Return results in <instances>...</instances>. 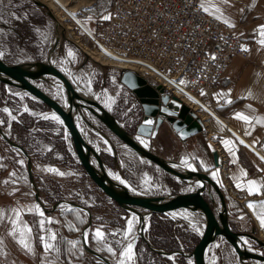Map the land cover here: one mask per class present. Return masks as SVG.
Listing matches in <instances>:
<instances>
[{
    "label": "rangeland",
    "instance_id": "374dc122",
    "mask_svg": "<svg viewBox=\"0 0 264 264\" xmlns=\"http://www.w3.org/2000/svg\"><path fill=\"white\" fill-rule=\"evenodd\" d=\"M17 1L18 0H7L6 2L12 5L13 2L16 3ZM38 1L41 3H45L41 0ZM24 3L26 5L28 4V6L34 5L30 0H24ZM1 9L2 6L0 5V14ZM40 9L45 12V14H47L43 8ZM13 11H16V8L14 6ZM49 11L55 17V19H49V29L51 30L50 43H52L53 40L52 30L55 26L58 37L61 36L68 42H70L72 45H67H71L73 47V49L75 50L73 51L78 57V60L75 61L73 55L69 56L68 54H64L67 62L73 64L71 66L70 64H65V67L57 68L72 80L74 86L76 87V90L85 91V96L95 99L109 113H111L112 115L115 114V116L120 119L121 122L119 123L122 126L125 123H136L137 125H135L137 127L142 119V108L131 91L128 90V88H126L120 81L122 71L119 69V67H117L118 65H120L118 63L119 61L117 60L115 62L116 66L111 64H101L100 62L96 61L79 46L76 40L71 37V34H68V31L64 30L63 26L68 27L67 23L71 21H69L68 19L57 17L51 9H49ZM30 12H33V10L30 9ZM9 19L12 20V22H10L8 25L10 31H7L10 33H6V31L4 30L5 28L1 26L2 23L0 21V52L3 53V55L0 57L6 64H20L22 62H25L26 59L23 58L22 52L20 50L22 49V42L24 43V51H27V49L29 48V42L26 41L28 37L25 36L24 38H22V40L21 38L17 37L12 31L16 27L15 20L12 17H9ZM27 21L28 24L26 25L29 28L28 32H30V34L32 33L33 36L32 38H30L31 43L33 42L32 46L30 47L32 49L36 48L37 54L44 57L43 53H45V50L42 45H45V43H43L45 40L43 36H41L42 33L39 31L34 33L32 30L31 19ZM104 21L106 23L108 20H102L101 22L104 23ZM71 27L74 29L75 36L81 38V43L83 44V46L87 49H93V51L96 52L91 41L86 38L85 35L77 27L74 26V24H72ZM234 27L237 28L236 32H238L240 27ZM4 33L6 36L4 35ZM242 40H244L249 46L248 48L250 53L253 47V41L251 39ZM24 56L26 57V54H24ZM57 64L59 63L57 62ZM126 71H131L137 74L136 71ZM139 76L144 78L147 83L152 85L153 87L159 85L152 77L142 75ZM35 85L49 94L56 101L60 103L65 102V92L55 79L52 80V83L38 81L35 82ZM4 87L5 88L1 89L0 91V96L2 95V99L0 102V120H3L5 123L0 124V128L7 133L9 138L13 142H15L19 139V133L13 132L11 130L13 120H11V117L8 115V113L2 111V109L4 108L9 109L12 115L16 116L17 120L21 119L20 116L22 114H26L28 119L30 117L31 121L34 122L32 123L29 120L32 124H34V126H37L39 124L38 126L41 127V129H37L39 134L36 135L33 134V132H30L26 135H22L21 138L26 143L27 147V149H23L27 153L29 151H31L32 153L28 154L31 158L33 181L39 191L40 201L43 203L44 207L47 210H51L54 204L61 202L60 206H58L54 211H50L48 213L44 212L46 218L50 217L54 221H57L56 223L46 224L45 228L50 229L57 234L58 243L62 242L64 238H66V242H78L77 248L75 249L71 248V245L67 243L66 253L63 255V257L58 259L57 262H60L61 264H68V261L71 260V264H87V258L89 260V257H87L83 252L84 248L81 240L82 234H85V232L83 233V229L88 222V215L82 210L70 207L69 205L65 204V202H73L87 208L91 214V225L89 230L86 231L88 234L86 242L87 245L90 249L106 258L111 264H117V260L119 259V252L123 250V247L128 242H131L134 245L135 256L132 264H181V261L179 260L180 253H178V251L176 250L177 246H180L178 242L177 244H174L175 242L171 243L170 248H172V251L167 252L173 253V255H171L173 259L170 260L168 259L169 256L156 254L150 251L142 242V240L137 237V217L130 213L123 214L120 208L113 205V202L108 199L92 183V181L84 173L83 168L79 167L80 164L77 160L71 140L63 124L58 123L57 121L52 119H44L45 116L51 117L54 113L49 109H46L47 107L45 105H43L30 95L24 94L20 90L10 86L4 85ZM86 87L88 88L87 90ZM79 91L77 92L81 94ZM162 95H165L164 90ZM10 96L14 98H11ZM173 96L176 97L175 94H173ZM181 101L189 108H191V110L200 119V111L194 109L183 99H181ZM25 109H27V111H25ZM2 115L5 117V119H7V122L3 118H1ZM86 118L89 122L88 124L83 122L80 118L77 119L79 130L86 137V140L91 144V146L98 151L100 158L104 163L106 171L110 176L114 177V180L116 182L127 186L133 193L146 196L173 195L194 190L193 186L183 185L179 180L175 178V182H179L177 183L178 187L172 188V186L168 185V183L165 182L166 178L163 171H161L159 168H157L155 165L151 164L144 158L139 157L136 153L124 146L120 141L119 142L122 147H115L116 151H114L113 146H118V144L113 145L110 142L109 138H111L112 140L117 139L109 131H107L106 128H104V126L94 116L88 114ZM136 127L132 130V135H135ZM100 137L103 139H101ZM137 140L139 143H141V141H144V143L141 144L148 150L155 149V143L152 141V139L141 137H139L138 139L137 137ZM63 142L66 145V150L70 152L71 157L67 158L63 155L62 149L60 147ZM13 150L14 148L10 147L3 139H0V158H3L2 160H0V163H3L5 165L4 168H0V189L10 192L14 187H19L25 193L24 201L29 202L32 206L38 204L34 197V190L28 179L26 159L20 151H18L17 149H15L16 151ZM50 151L52 152L50 153L52 155L46 156ZM41 158L43 159V161L41 160ZM53 158H56L58 163H52L51 160ZM21 159L24 160L23 166L17 163V161ZM47 168L58 169L59 171L64 172L65 175L59 176L55 173L47 172L45 171V169ZM13 171H15L18 175L19 171L21 172L20 177L16 176L12 178L17 181V184H3L2 181H4L5 179H9V173ZM218 206L219 203L217 198L215 197L214 207L217 210L219 209ZM70 209L74 210L72 211V215H63L65 212L70 211ZM49 213H51L50 216L47 215ZM174 213H176L177 215L173 216L172 213L163 216L154 214V216L156 215L155 217H152L153 215L146 216L144 227V234L146 239L148 234H152L156 239L159 236L165 235L164 233H166V229L169 225V222L171 221L175 224V226H177V229L179 227H183L187 231H189L192 235L195 236L198 242L203 231V217L186 210H180ZM182 214H187V218H185V215ZM32 217V213H29L28 218ZM33 218H38V215H35V217ZM129 219L133 220V231L129 235L128 240H125L123 233L127 229V222ZM97 228H101L106 234H108L106 236V242L103 245L97 243L93 239L94 230ZM197 228L199 229V231L196 230ZM41 233L42 232H40V234ZM110 233H116V235L113 236L110 235ZM42 234L45 235L47 233ZM242 240L247 250L264 256V252L260 251V248H258L255 242L247 238H242ZM117 241H119V243H117ZM245 241H247L248 243H245ZM107 246L113 247V249L117 253L116 256H112L106 251ZM179 252H182L184 254L191 253L185 252L183 250H180ZM158 256H163L165 257V259H162ZM184 259L186 260L184 261V264H194L192 259H188L186 257H184ZM92 260L94 262L93 264L102 263L95 258ZM213 261H215V264H240L233 249L223 238H217L216 241L211 244L206 251L207 264H213ZM252 264L260 263L255 262Z\"/></svg>",
    "mask_w": 264,
    "mask_h": 264
},
{
    "label": "crops",
    "instance_id": "0c3cea01",
    "mask_svg": "<svg viewBox=\"0 0 264 264\" xmlns=\"http://www.w3.org/2000/svg\"><path fill=\"white\" fill-rule=\"evenodd\" d=\"M6 1L0 0V5L2 6L0 21L5 27L6 33H10L7 32L10 31L8 25L12 22L9 17H12L15 22L31 19L33 32H41V36L45 40L43 42L45 45H42L45 50V53H43L44 57L37 54L36 48L32 49L30 47L33 42L31 43L29 37L26 39L29 42L27 51H24V43L22 42L20 51L23 58H26L25 62H39L51 57V61L56 67H65V64H70L71 66L73 63L67 62L64 55H67L69 51L73 53L75 61L78 60L74 53L75 50L71 46L72 44L65 38L58 37L55 26L52 30L53 40L50 43V17L45 12L34 5H26L24 0L13 2L12 5ZM61 1L79 24L91 34L95 32L98 23L104 20L102 16L108 14L111 5V0ZM200 3L201 0L199 1ZM45 4H49L48 1ZM13 6L16 11H13ZM207 6L211 7V5ZM30 9L33 12H30ZM221 9L224 12V16L220 20L228 19L231 24L240 27L235 34L236 37L253 41V47L248 57L246 59L234 58L224 71L217 88L207 98V106L206 104L205 106L224 125L218 120L206 116L205 112L200 111L204 134L200 133L189 138L191 140L181 141L168 124H164L159 129L155 139H152L155 143V149H150V151L159 155L179 170L197 172L198 169L207 170L206 174L217 186L243 207L245 212L239 216H245L250 233H253L263 241L264 227H261L258 217L264 215V160L261 159V157H264V124L256 121L257 119L264 120V46L259 44V40L264 39V37L259 35L258 28V26L264 25V0H231L230 5L221 6ZM52 11L55 13L54 10ZM72 24L75 25L73 21H71L70 26ZM78 41L81 43L80 40ZM210 47L208 46L206 51H210ZM24 54H26V57ZM52 80L50 77H46L45 82L52 83ZM249 90H251L252 96H248ZM218 93H223L224 95H217ZM228 101L231 102L229 103ZM249 105L252 107L249 108ZM237 113L248 116L251 122L237 119ZM228 130L233 132L234 135ZM109 139L113 145L118 144V146H113L114 151H116L115 147H122L118 140ZM212 139L216 140L228 157L230 166L228 176L229 189H226L222 184L217 169L218 165L214 166L213 154H217V152L213 148ZM224 141L229 143L225 145ZM218 163L219 157L217 154ZM213 173H216V175H213ZM16 176L20 177L21 172L19 171V175L17 174ZM250 181H255V184L250 185ZM250 187L253 189V194L249 193ZM10 193L12 191L8 192L0 189V209H4L10 215V210L13 208L24 209L22 220L33 229L32 236L35 254L27 253L12 237L7 235L11 225L5 222L0 224V238L4 240L3 250L6 254L0 255V264H42V247L36 239V236L40 234L37 221L41 218L35 213H32V216L38 215V218H28L30 212L27 211V208L32 207V205L24 201L25 193L22 189L19 188V191L15 192V194ZM249 203L253 205L252 208L248 207ZM62 243L63 240L62 242H57L61 250L60 253L52 254V257H57V260L63 257ZM57 264L61 263L57 262Z\"/></svg>",
    "mask_w": 264,
    "mask_h": 264
},
{
    "label": "water",
    "instance_id": "95a60500",
    "mask_svg": "<svg viewBox=\"0 0 264 264\" xmlns=\"http://www.w3.org/2000/svg\"><path fill=\"white\" fill-rule=\"evenodd\" d=\"M36 7L43 8L47 15L55 19L47 5L38 0H30ZM45 77L55 79L65 92V102L60 103L45 91L35 85V82L45 81ZM121 83L131 91L142 108V119L136 127L135 135L127 132L123 126L102 107L95 99L79 94L70 78L64 75L51 61V57L39 62H22L20 64H6L0 57V83L16 88L24 94L38 100L52 111L59 119L71 140L77 160L92 183L117 207L133 214L138 219L137 237L152 252L171 256L173 253L156 250L146 239L144 234L145 217L148 215H169L176 211L186 210L201 215L204 219L203 231L193 250L189 254L180 253L192 259L194 264H206V251L217 238H223L233 249L240 264L258 262L264 264V256L250 252L243 244L242 238L252 240L264 250V242L254 234L234 232L229 227L225 197L222 190L206 174L193 170H179L162 157L154 154L138 142L137 137L155 139L159 129L164 125L173 130L181 141L200 134L204 130L202 121L197 115L177 97L163 94L160 85L153 87L141 76L131 72H121ZM94 116L118 141L139 157L155 165L167 175L181 183L194 187L193 191L173 195L146 196L136 194L111 178L104 167L98 151L91 146L86 137L79 130L77 119L88 124L87 115ZM151 120V125L145 122ZM0 136L12 148L20 151L26 159V170L29 182L34 190L36 202L45 213L54 211L61 202L54 204L47 210L39 199V191L33 181L32 162L29 154L18 144L13 142L6 132L0 128ZM214 166L217 164V154H213ZM208 197V200H207ZM215 197L219 209L214 207ZM70 207L82 210L88 215V222L83 233L89 230L91 214L89 210L73 202H65ZM84 250L103 264H111L99 253L90 249L82 234Z\"/></svg>",
    "mask_w": 264,
    "mask_h": 264
},
{
    "label": "built area",
    "instance_id": "2783aa9c",
    "mask_svg": "<svg viewBox=\"0 0 264 264\" xmlns=\"http://www.w3.org/2000/svg\"><path fill=\"white\" fill-rule=\"evenodd\" d=\"M199 1L112 0L108 10L112 18L98 23L94 39L126 58L120 70L152 77L165 95L175 94L181 100L170 84L175 79L206 104L227 66L236 57L246 59L249 51L242 48L249 46L236 37V27L204 12ZM63 28L76 38L71 26ZM84 35L93 44V37L85 31ZM212 145L219 157L222 184L229 189L228 157L216 140L212 139Z\"/></svg>",
    "mask_w": 264,
    "mask_h": 264
},
{
    "label": "snow or ice",
    "instance_id": "6c2138e0",
    "mask_svg": "<svg viewBox=\"0 0 264 264\" xmlns=\"http://www.w3.org/2000/svg\"><path fill=\"white\" fill-rule=\"evenodd\" d=\"M231 0H201L200 3V8L210 14V15H214L216 19L220 20L223 18L224 16V12L221 9V6H228L230 5ZM207 5H211V7L207 6ZM241 11H243V9H241ZM112 18L111 13H108L107 15H103L102 19L104 20H110ZM17 19H19L17 17ZM89 19H91V17H89ZM223 22L225 24H227L229 27H234V24H231L230 21L228 19H224ZM259 28V35L261 37H264V25H260L258 26ZM259 44L264 46V39H260L259 40ZM242 51H249V49L247 48H242ZM3 53L0 52V56H2ZM69 56H72L73 53L71 51H69L68 53ZM211 59L213 61L216 60V56L212 55ZM181 83H184L183 81H181ZM205 93L203 91H201V95H204ZM217 95H224L223 93H218ZM252 92L251 90H249L248 92V96H252ZM229 103L231 101H228ZM249 108H251L252 106L249 105ZM3 112L8 113V115L11 117V120L15 121L16 120V116L12 115V113L9 111V109L4 108L2 109ZM25 111H27V109H25ZM236 118L237 119H241L244 121H250V118L246 115H243L241 113H237L236 114ZM44 119H52L57 121L58 123H62V121H60L59 117L56 115H52L51 117L45 116ZM257 123L260 124H264V120H260L257 119L256 121ZM5 122L3 120H0V124H4ZM146 124L151 125L153 123V121L148 120L145 122ZM250 134V133H248ZM0 139H3V136H0ZM139 139V137H138ZM141 143H144V141H141ZM225 145H227L229 142L228 141H224ZM241 143H243V141H241ZM231 151V149H229ZM13 151H16L15 149ZM3 158H0V160H2ZM262 160H264V157H261ZM17 163L21 166L24 165V160H18ZM5 165L3 163H0V168H4ZM45 171L50 172V173H55L56 175L59 176H64L65 173L59 171L58 169L55 168H47L45 169ZM17 173L15 171L9 173V179H5L4 181H2L3 184L7 185L9 183L16 185L17 181L15 179H12L14 177H16ZM213 175H216V173H213ZM123 182V181H122ZM250 185H254L255 181H250L249 182ZM19 191V187H14L12 190V193L10 194H15V192ZM249 193L253 194V189L250 187L249 188ZM30 194V193H28ZM249 208H252L253 205L251 203H249L248 205ZM24 211L23 208H13L10 210V214L6 213L4 209H0V224L2 223H9L11 225V229L7 232V235L12 237L15 242L22 248L24 249L27 253L29 254H35V248L33 246V236H32V232L33 229L25 222H23L22 220V212ZM27 211L30 213H35L38 214L39 217H41V219H39L37 221L38 227L40 232L42 233H47V235H43V234H38L36 236V239L40 242V245L42 247V254H41V259H42V264H57V257H52L53 253L59 254L60 253V248L57 246L56 241H57V234L53 231H51L50 229H46L45 225L46 224H52V223H56L57 221H54L52 218L45 217V213L43 210H41L40 205L39 204H35L32 207H28ZM70 211H74L72 209H70ZM173 216H176V213L172 214ZM185 215V218H187V214H182ZM261 227H264V215H261L258 217ZM127 229L126 231L123 233L124 235V239L128 240L129 235L132 233L133 231V220L129 219L127 222ZM197 231H199V229H196ZM85 235V242H87V237L88 234L87 232L84 234ZM108 234H106L101 228H97L94 230V234H93V239L103 245L106 242V236ZM110 235H116V233H110ZM69 245H71V248L75 249L77 248V243L76 241H68L67 242ZM117 243H119V241H117ZM245 243H248L247 241H245ZM3 245H4V240L3 238H0V255H5L6 253L3 250ZM100 250V249H97ZM106 251L111 254L112 256H116V251L113 249V247L111 246H107ZM134 245L131 242H128L124 247L123 250L119 252V259L117 260V264H132V262L134 261ZM51 257V258H50ZM168 259H173L172 256H169ZM68 264H71V260L68 261ZM213 264H215V261H213Z\"/></svg>",
    "mask_w": 264,
    "mask_h": 264
},
{
    "label": "trees",
    "instance_id": "16d2710c",
    "mask_svg": "<svg viewBox=\"0 0 264 264\" xmlns=\"http://www.w3.org/2000/svg\"><path fill=\"white\" fill-rule=\"evenodd\" d=\"M28 24V21H22V22H15V25L16 27L12 30L13 33L21 38L23 37H29V38H32V33L30 34V32H28L29 28L27 27ZM3 28L4 25L2 24L1 25ZM5 88L4 87V84L0 83V91L1 89ZM11 98H14L12 96H10ZM1 99H2V95L0 96V102H1ZM48 109V108H46ZM115 116V114H113ZM1 118H3L6 122H7V119H5V117L2 115ZM20 120H15L12 122V126H11V130L13 132H18L19 135V139L16 140L15 142L20 145L22 148L24 149H27L26 147V143L22 140V135H26L30 132H33V134H39L38 133V130L37 129H41V127H39L38 125L37 126H34V122L31 121L30 117L28 119V117L26 116V114H22L20 116ZM115 119L118 121V122H121L120 119H118V117L115 116ZM32 122H30V121ZM136 123H132V124H127L125 123L123 125L124 129L129 132L130 134H133L132 133V130L136 127L135 125ZM105 128V127H104ZM59 146V145H58ZM61 149H62V153L65 157H71V154L68 150H66V145L65 143L63 142L62 145H60ZM29 154H32L31 151L28 152ZM51 151L46 155V156H51L52 154ZM41 160L43 161V159L41 158ZM52 163H58V161L56 160V158H53L52 160ZM80 168H82L80 165H79ZM198 172L200 173H206L207 170H203V169H198ZM85 173V172H84ZM164 176L166 178V181L168 183V185L172 186V188H175V187H178V184L179 182H175L174 178L170 177L169 175L165 174L164 173ZM222 192H223V195L225 197V202H226V207H227V213H228V223H229V226L230 228L235 231V232H246V233H249L251 232L250 231V228L247 227V223H246V218L245 216H242L240 217L239 215L241 213H244L245 210L243 209V207L238 203L236 202L235 200H233L231 197H229V195L222 189ZM113 205L116 206V204L113 203ZM117 207V206H116ZM121 210V209H120ZM123 212V214H129L128 212H125L123 210H121ZM72 211H67L65 212L63 215L65 216H70L72 215ZM48 216L51 215V213L47 214ZM156 216V215H155ZM154 215L152 217H155ZM158 216H163V215H158ZM177 226H175L174 223H172L171 221L169 222V225L166 229V233H164L165 235H162V236H159L157 239L154 238V236L152 234H148L147 235V239L149 241V243L155 247L156 249H159V250H163V251H166V252H171L172 251V248L171 247V243L175 242L174 244H177V242L180 244V246L178 245L176 250L179 252L180 250L182 251H185V252H192L195 244L197 243V239L195 238L194 235H192L189 231H187L185 228L183 227H179L178 229L176 228ZM161 239V240H160ZM66 238L63 239V243H62V249H63V255L66 253V250H67V242H66ZM83 252L84 254L89 257V260L87 258V264H93V260L94 258H92L90 256L89 253H87L84 249H83ZM162 259H165V257L163 256H158ZM179 260L181 261V264H184V261H186L184 259L183 256H181L179 254ZM98 264H103V263H98Z\"/></svg>",
    "mask_w": 264,
    "mask_h": 264
},
{
    "label": "bare ground",
    "instance_id": "6f19581e",
    "mask_svg": "<svg viewBox=\"0 0 264 264\" xmlns=\"http://www.w3.org/2000/svg\"><path fill=\"white\" fill-rule=\"evenodd\" d=\"M42 2H46L48 1L49 4H45L47 5V7L49 9H52L55 11V14L57 17L62 18V19H68L69 21H73L75 23V27H77L83 34L84 31L86 34H88L89 36H91L90 38H92L93 40V48L95 51H93V49H87L86 47L83 46V44H81L78 40L81 41V38H77L78 36H76V38H74L76 40V42L79 44V46L86 51L92 58H94L96 61L100 62L101 64H111V65H115V62L118 60L119 64L117 67H122L123 64L126 62V58L124 56H122V54L117 53L113 50H111L109 47H106L104 44H102L98 39H94V33L92 32L89 33V31H87V29L83 28L79 22L76 20V18L69 12V10L66 8L65 4L61 1V0H41ZM69 15V16H68ZM71 22L67 23V26H70ZM74 32V29H73ZM122 57V58H121ZM123 71V70H121ZM171 81V85L172 88L175 89V92L188 104H190L194 109L198 110V111H203L205 112L206 116L214 118L216 120H218L220 123L221 121L219 119L216 118V116L214 114H212L208 108L205 106V103L203 101H201L197 96L190 94L189 92H187L185 89H183L181 87V85L175 80H170ZM76 88V87H75ZM88 88L86 87V90ZM79 91V90H77ZM81 94L86 95L85 91H79ZM64 95V94H63ZM222 125H224L223 123H221ZM229 132H231L230 130H228ZM233 134V132H231ZM234 135V134H233ZM101 138V137H100ZM103 139V138H101ZM214 148V147H213ZM215 149V148H214ZM111 174V173H110ZM111 178L114 177L111 176Z\"/></svg>",
    "mask_w": 264,
    "mask_h": 264
},
{
    "label": "flooded vegetation",
    "instance_id": "af4514ba",
    "mask_svg": "<svg viewBox=\"0 0 264 264\" xmlns=\"http://www.w3.org/2000/svg\"><path fill=\"white\" fill-rule=\"evenodd\" d=\"M201 134H204V130L201 132ZM230 227V226H229ZM232 230V229H231ZM233 231V230H232ZM239 233H243V232H239ZM249 234H253V233H249ZM259 248V247H258ZM260 251L262 252H264V250H262L261 248H260Z\"/></svg>",
    "mask_w": 264,
    "mask_h": 264
}]
</instances>
